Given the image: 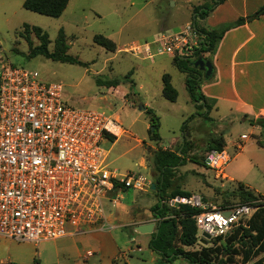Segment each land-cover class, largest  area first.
Instances as JSON below:
<instances>
[{"label":"rangeland","instance_id":"rangeland-1","mask_svg":"<svg viewBox=\"0 0 264 264\" xmlns=\"http://www.w3.org/2000/svg\"><path fill=\"white\" fill-rule=\"evenodd\" d=\"M23 1L0 0V69L4 64H13L36 70L46 81L62 83L63 99L68 105L103 111L117 121L123 133L120 135L117 130L118 137L102 143L108 153L109 167L155 181L151 151L184 146L185 163L175 167L168 190L173 187L189 190L203 202L215 205L239 201L236 195L230 194L238 181L264 194V131L261 136H253L259 132L248 121L239 120L227 102H218L217 107L211 105L205 116V109L191 99L186 74L173 62V55L158 54L154 42L149 43L148 55L153 54L150 58H145L137 47L131 48L134 41L152 42L161 33L180 30L190 21L191 10L205 0H69L58 17L29 11L22 7ZM207 2L210 4L211 0ZM24 23L47 32L49 50H53L61 28L69 45L67 53L85 65L55 61L42 55L29 57L28 41L19 35ZM94 34L112 39L116 49L108 51L95 44ZM29 41L31 46L38 44L33 33ZM164 73L171 75L178 91L174 101L161 93ZM126 74V81L116 86L95 82L96 77L114 79ZM200 81L208 79L202 76ZM138 102L157 117V141L149 136L152 114L146 109L139 110ZM212 134H222L226 140L223 150L230 159L224 173L232 180L216 179L204 161L211 151L208 141ZM237 141L244 145L241 150L236 147ZM113 198H117L114 203L104 201L110 229L38 244L0 236V262L105 264L102 259L111 255L110 264H124L119 254L125 251L127 264H160L162 259L149 247L151 235L135 231L127 219L131 209L132 217L138 215L139 219L154 221L156 225L157 219L151 212V206L157 201L156 192L150 195L128 188ZM209 243L206 246H212L213 241ZM201 247L195 244L190 250ZM87 249L92 254L85 261L83 255ZM263 255L264 252L257 257ZM113 257L118 259L112 262ZM234 260L233 264H240L239 256ZM169 264L191 263L179 257Z\"/></svg>","mask_w":264,"mask_h":264},{"label":"built area","instance_id":"built-area-1","mask_svg":"<svg viewBox=\"0 0 264 264\" xmlns=\"http://www.w3.org/2000/svg\"><path fill=\"white\" fill-rule=\"evenodd\" d=\"M199 36L191 22L178 31L143 42L158 54L194 55ZM137 45H134V50ZM196 57L193 56V60ZM123 129L103 111L76 108L63 99V85L46 81L36 70L4 64L0 69V236L38 244L110 227L105 200L116 202L128 188L143 190L141 174L109 167L102 143ZM225 150H211L208 166L216 179H227ZM199 208L193 218L196 244L248 227L256 209L249 201L227 205L203 202L197 194L171 201ZM208 235V237L206 236ZM90 254V252H88Z\"/></svg>","mask_w":264,"mask_h":264},{"label":"trees","instance_id":"trees-1","mask_svg":"<svg viewBox=\"0 0 264 264\" xmlns=\"http://www.w3.org/2000/svg\"><path fill=\"white\" fill-rule=\"evenodd\" d=\"M68 1L24 0L22 7L49 17H58L66 8ZM224 1L211 0L210 4H202L192 9L190 22L200 40L199 46L195 48L194 57H206L204 56L205 54H213L225 31L248 20L257 18L264 13L263 2L252 14L245 17L241 16L233 21L223 22L214 27L204 25V19L217 5ZM22 27L23 29L19 35L28 41L29 57L42 55L55 61L85 65L84 62L67 53L69 45L66 43L65 34L61 28L57 33L53 50H49L47 32L39 26H30L27 23H24ZM30 33H33L38 39V44L34 46L30 45ZM93 42L108 51L116 49L115 42L102 34H94ZM193 56H174L173 62L186 74V87L190 93V97L200 107L205 109L204 113L207 116L211 109V103L199 89L202 72L192 65ZM127 78L128 74L122 78L114 79L96 77L95 82L98 85L116 86L122 80L126 81ZM161 93L171 101L177 98V90L172 85L171 77L168 73L162 75ZM146 111L152 114L151 124L153 132L149 129V136L152 140L157 141L159 139L157 117L151 109L146 108ZM248 121L250 124L264 127V117H252ZM184 128L185 125L183 126ZM225 144L222 134H212L208 141L210 150H222ZM184 153V146L178 147L176 150L158 148L151 151L150 162L156 171L153 175L156 181L154 191L157 196L156 203L151 206L152 216L157 219L155 225L156 231L151 232L149 241L151 250L160 256V259H162L161 263H171L173 260L181 257L191 264H233L235 263L234 257L239 256L240 264H264V255L257 257L264 252V196L242 182H237L236 188L231 190L230 194L236 195L239 201H249L256 206L248 221V227L239 226L225 236L212 238V246H202L199 249L192 248V250L187 248L196 243V225L193 216L200 209L182 203L175 206L170 202L171 199L177 196L186 197L193 194L189 190L178 187L168 190L175 167L185 163ZM204 161H206V158ZM223 256L224 258H222Z\"/></svg>","mask_w":264,"mask_h":264},{"label":"crops","instance_id":"crops-1","mask_svg":"<svg viewBox=\"0 0 264 264\" xmlns=\"http://www.w3.org/2000/svg\"><path fill=\"white\" fill-rule=\"evenodd\" d=\"M207 1L205 0L204 4H207ZM263 2L264 0H225L209 13L203 23L208 27H214L223 22L233 21L241 16L245 17L252 14ZM132 43V46L137 45L138 50H141L146 55L143 47L138 46L143 45V42L134 41ZM204 56L206 57L203 58L211 61L212 73L206 78L208 81L199 82V89L208 98L211 105L217 107V103L221 101L229 103L231 110H234L238 116L237 118L241 121H248L252 117H264V13L257 18L248 20L225 31L219 40L215 52L213 54H205ZM145 58L150 57L146 55ZM202 76L203 72L201 78ZM250 125L255 131L259 132V135L253 136L258 137L262 135L264 127L256 124ZM235 144L238 150H241L244 146L241 141H237ZM229 178L232 180L228 176ZM147 180L149 181V187L140 191L153 195L155 188L151 189V184L154 182L156 185V182L148 178ZM251 189L264 196L260 191L254 188ZM135 205L137 204L133 206ZM129 212L127 219H129V224H132L133 228L136 224L150 222V220L139 219L138 215L132 217L131 209ZM155 229L154 226L153 230L155 231ZM149 234L151 235V233ZM187 248L189 249L190 247ZM137 249L140 250V246ZM152 252L154 253V251ZM91 254L92 251L87 249L85 255H83V260H89ZM126 256L125 251L119 254V257L124 259V264H127L125 261ZM110 258H112L111 255H108L107 258L102 259V262L110 264ZM117 259V257H113L111 261L113 262ZM74 264L79 263L75 262ZM112 264L116 263L113 262Z\"/></svg>","mask_w":264,"mask_h":264},{"label":"water","instance_id":"water-1","mask_svg":"<svg viewBox=\"0 0 264 264\" xmlns=\"http://www.w3.org/2000/svg\"><path fill=\"white\" fill-rule=\"evenodd\" d=\"M192 65L195 67V68H198L200 71L203 72V76L205 78H208L211 73H212V64H211V61L206 59V58H203L202 56H199V57H196L194 60H192ZM138 108L139 110H145L146 107L145 105L142 103V102H138ZM151 132H153V126L151 127ZM206 163H208V160L206 159ZM155 188V183L153 182L151 184V189H154ZM179 203L178 201H176L174 203L175 206H177ZM154 226H155V223L154 221H150V222H146V223H142V224H136L134 226V229L137 231V232H141V233H151L153 232V229H154ZM156 231V229H155ZM208 237V235H206ZM0 264H11V263H6V262H0ZM30 264H38V263H30ZM163 264H169L168 262H164Z\"/></svg>","mask_w":264,"mask_h":264},{"label":"bare ground","instance_id":"bare-ground-1","mask_svg":"<svg viewBox=\"0 0 264 264\" xmlns=\"http://www.w3.org/2000/svg\"><path fill=\"white\" fill-rule=\"evenodd\" d=\"M118 135V134H117Z\"/></svg>","mask_w":264,"mask_h":264}]
</instances>
